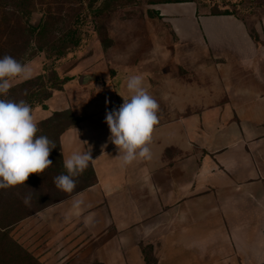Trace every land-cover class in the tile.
Returning a JSON list of instances; mask_svg holds the SVG:
<instances>
[{
  "label": "crops",
  "instance_id": "0c3cea01",
  "mask_svg": "<svg viewBox=\"0 0 264 264\" xmlns=\"http://www.w3.org/2000/svg\"><path fill=\"white\" fill-rule=\"evenodd\" d=\"M133 6L114 44L32 111L75 118L55 177L75 151L93 160L71 193L50 196L49 167L0 189V231L41 264H264V0L213 15L192 0ZM134 75L159 122L151 159L122 167L106 109Z\"/></svg>",
  "mask_w": 264,
  "mask_h": 264
},
{
  "label": "rangeland",
  "instance_id": "374dc122",
  "mask_svg": "<svg viewBox=\"0 0 264 264\" xmlns=\"http://www.w3.org/2000/svg\"><path fill=\"white\" fill-rule=\"evenodd\" d=\"M145 1L165 2L164 0H26L31 10L26 16L16 9V0H8V2L0 0V58L8 55L17 59L22 55L23 64L27 65L32 73L28 80H36L40 75H44L47 80L52 71L62 78L79 79L90 57L94 56L96 51L106 50L114 44L111 37L113 27L119 31L120 23L127 25L130 14L142 11L140 6L135 7L133 4L138 5ZM196 2L200 4L202 13L213 15L226 9L236 12L234 5L238 0H196ZM22 24L43 27L41 44L43 43L44 49L38 48L36 37L32 39L28 48L22 47L20 42L27 35ZM72 40H78V43L74 44ZM28 80H13L7 96H12L11 99L15 102L28 101L30 106L33 105L31 102L34 103L35 107L31 106L33 111L41 107L40 103H46L50 98L48 95L53 94L57 89L48 88L47 93H41L38 88H31V85L21 88L20 85ZM14 87L17 88L16 92L12 91ZM36 93L40 96L31 101L34 96L36 97ZM74 122V116L67 111L55 112L48 119L37 123L39 129L37 136H46L56 145L49 156L52 161L49 167L50 196L57 194L54 178L55 164L60 160L59 137L61 132Z\"/></svg>",
  "mask_w": 264,
  "mask_h": 264
},
{
  "label": "clouds",
  "instance_id": "9594fccd",
  "mask_svg": "<svg viewBox=\"0 0 264 264\" xmlns=\"http://www.w3.org/2000/svg\"><path fill=\"white\" fill-rule=\"evenodd\" d=\"M31 75V69L13 57L0 58V96H7L13 80H28ZM126 88L129 98H123L122 105L107 112L105 117L122 167L138 158L151 159L149 145L159 122V104L143 86V77H129ZM38 131L27 102L0 99V189L23 185L30 174L43 173L52 165L49 156L56 145L46 136H37ZM92 160L91 151L73 152L63 161L67 174L54 179L56 187L71 193L76 186L74 178L83 173ZM29 200L25 198V204ZM83 204V200L75 199L72 208L79 211Z\"/></svg>",
  "mask_w": 264,
  "mask_h": 264
},
{
  "label": "trees",
  "instance_id": "16d2710c",
  "mask_svg": "<svg viewBox=\"0 0 264 264\" xmlns=\"http://www.w3.org/2000/svg\"><path fill=\"white\" fill-rule=\"evenodd\" d=\"M16 1H17V4H15L16 9L19 12L23 13V15H26V16L29 15L31 10L26 4L27 3L26 0H16ZM164 1L165 2H177V1H184V0H164ZM192 1H196V0H192ZM243 1L244 0H238V3H242ZM230 13L232 12L229 9H226L224 11H219L218 13H214V14H230ZM23 26L25 27L24 32L27 35L20 42L22 47L28 48V46H30V44L32 43V39L36 37L38 48L44 49L43 43L41 44L43 33H44L43 27H41V25L38 27H35L29 24L26 26L25 25ZM36 31H38L37 34H36ZM73 42L74 44H76L78 43V40H75ZM13 58L16 59V57H13ZM23 58L24 57H22L21 55V57L18 56L16 60L19 61L21 64H23ZM50 75H51L50 78L47 80H45L44 75H40L36 80H28L22 83L20 87L22 88V87L31 85V88H36V89L38 88L39 92L47 93L48 88L49 89H62L61 86H63L64 84L72 80L73 78V77H63L62 78L58 76V74L55 71H52ZM16 89L17 88L14 87L12 88V91L16 92L17 91ZM51 95L52 94H49L48 97H50ZM39 96L40 94L36 93V97L34 96L31 101H34V99H37ZM11 97L12 96L10 95L4 98L0 96V99L12 100ZM21 101H25V100H21ZM31 104H33L31 106L35 107L34 103L31 102ZM40 105L42 108H47L46 103H40ZM0 264H41V263L31 253H29L23 247H21L20 244L16 240L13 239V237L10 235L8 230H4V231H0Z\"/></svg>",
  "mask_w": 264,
  "mask_h": 264
},
{
  "label": "built area",
  "instance_id": "2783aa9c",
  "mask_svg": "<svg viewBox=\"0 0 264 264\" xmlns=\"http://www.w3.org/2000/svg\"><path fill=\"white\" fill-rule=\"evenodd\" d=\"M122 103L123 102H119V103L112 104L109 107H107L106 111L109 112V111H112L114 109H118L119 106L122 105Z\"/></svg>",
  "mask_w": 264,
  "mask_h": 264
}]
</instances>
